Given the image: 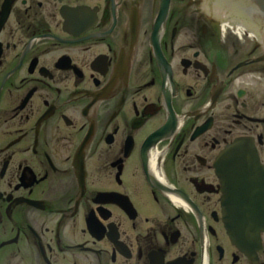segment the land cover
Returning <instances> with one entry per match:
<instances>
[{
	"label": "flooded vegetation",
	"instance_id": "obj_1",
	"mask_svg": "<svg viewBox=\"0 0 264 264\" xmlns=\"http://www.w3.org/2000/svg\"><path fill=\"white\" fill-rule=\"evenodd\" d=\"M206 1L0 0V264H264L217 172L264 168V13Z\"/></svg>",
	"mask_w": 264,
	"mask_h": 264
},
{
	"label": "water",
	"instance_id": "obj_2",
	"mask_svg": "<svg viewBox=\"0 0 264 264\" xmlns=\"http://www.w3.org/2000/svg\"><path fill=\"white\" fill-rule=\"evenodd\" d=\"M264 13V0H244ZM246 139L236 140L220 156L219 175L225 186L229 233L237 239L264 231V170Z\"/></svg>",
	"mask_w": 264,
	"mask_h": 264
},
{
	"label": "bare ground",
	"instance_id": "obj_3",
	"mask_svg": "<svg viewBox=\"0 0 264 264\" xmlns=\"http://www.w3.org/2000/svg\"><path fill=\"white\" fill-rule=\"evenodd\" d=\"M233 1H240V0H233ZM232 0H207V4L212 5L214 10H216L218 13L224 12L221 11L224 7L225 11L228 12L232 17H237V18H245L241 12L244 13V11H242L240 8H238L239 4L233 2ZM242 2V1H240ZM208 6V5H206ZM250 7H246L244 9H249ZM243 9V10H244ZM245 14V13H244ZM252 149V148H251Z\"/></svg>",
	"mask_w": 264,
	"mask_h": 264
}]
</instances>
